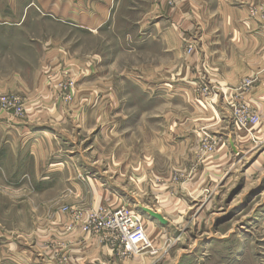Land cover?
Segmentation results:
<instances>
[{
    "label": "rangeland",
    "instance_id": "rangeland-1",
    "mask_svg": "<svg viewBox=\"0 0 264 264\" xmlns=\"http://www.w3.org/2000/svg\"><path fill=\"white\" fill-rule=\"evenodd\" d=\"M24 1L42 10L40 0ZM131 2L95 32L32 27L31 77L0 91V264H52L42 235L54 226L42 220L100 206L135 210L151 239L160 222L141 207L168 218L180 264H200L220 246L234 252L231 260L245 251L264 264V111L248 99L258 77L248 64L216 61L226 78L210 80V62L194 58L203 33L195 15L186 27L179 16L188 37L168 56ZM173 17L154 20L165 27ZM93 195L102 204L80 213L75 205Z\"/></svg>",
    "mask_w": 264,
    "mask_h": 264
},
{
    "label": "crops",
    "instance_id": "crops-1",
    "mask_svg": "<svg viewBox=\"0 0 264 264\" xmlns=\"http://www.w3.org/2000/svg\"><path fill=\"white\" fill-rule=\"evenodd\" d=\"M40 1L42 10L34 7L32 1L25 3L24 0H19L18 4L7 2L2 5L0 0V91L5 89V91L14 92L16 79L31 77L29 54L33 46L30 36L33 26L42 23L43 28L45 24L54 25L56 23L70 30L83 29L95 32L113 20L117 13L119 15L121 13L119 9L126 6L127 0ZM128 7L137 15L142 16L141 22L148 21L150 17L151 27H155L160 32L156 35L157 38L152 37L154 43L157 44L161 40L166 47L165 52L168 56L172 55V58H174L176 48L180 46V39L188 37L179 31L177 23L180 21L179 16H184L183 27H186L188 23L186 16L195 15L200 23L199 29L203 33L196 41L197 51L194 58L200 56L211 63H208L209 70L214 74H209L208 78L212 81L226 78L224 67L218 65L216 61L235 63L239 69L245 68L243 64H248L245 69L251 73V77L254 79L258 77V82L252 87L248 99L252 103L254 101L264 111V74L258 75L260 70L264 72V22L257 18L264 15V0H173V7L168 5L167 0H132ZM162 12L174 16L173 21L169 19L170 25L165 27L160 20H154ZM47 36L59 38L54 33ZM47 40L44 41L45 44ZM21 47H24V50H21ZM39 48H42L41 42ZM260 64L261 66H258ZM257 66L260 68L255 71ZM183 87L188 89L184 94L190 91L188 86ZM254 92L262 96L253 97ZM228 142L231 150L234 151L233 142L231 140ZM211 171L213 172V169ZM108 199L110 200L109 195H104V200ZM101 200V197L93 195L87 206L75 205V208L82 213L87 210L86 207L101 205ZM84 215L82 213L81 218L77 219L44 218L42 220L43 225L54 226L53 234L42 235V253L45 250V255L42 254V257L45 258V262L52 264H180L176 258L181 252L174 248L173 244L168 243L170 237L165 233L168 218H165V224H152L156 233L152 236L154 248L148 251L149 255L142 256L123 252L121 248L103 239L98 232L83 231L81 226L85 219ZM208 249L205 248V251ZM202 251L204 252V248ZM210 251L204 252V260L200 264L257 263L258 254L252 259L251 255L243 256L244 251L240 258L231 260L234 256L232 250L220 246L219 250L214 248ZM261 253L263 256L259 258L263 261L264 250ZM228 254H230V259ZM49 256H54V260L48 259Z\"/></svg>",
    "mask_w": 264,
    "mask_h": 264
},
{
    "label": "built area",
    "instance_id": "built-area-1",
    "mask_svg": "<svg viewBox=\"0 0 264 264\" xmlns=\"http://www.w3.org/2000/svg\"><path fill=\"white\" fill-rule=\"evenodd\" d=\"M72 218H81V215L75 213ZM81 227L85 232H98L103 239L123 252L137 254L153 248V240L146 233L143 219L127 206L112 209L100 206L90 210Z\"/></svg>",
    "mask_w": 264,
    "mask_h": 264
},
{
    "label": "water",
    "instance_id": "water-1",
    "mask_svg": "<svg viewBox=\"0 0 264 264\" xmlns=\"http://www.w3.org/2000/svg\"><path fill=\"white\" fill-rule=\"evenodd\" d=\"M141 210L143 212H145L146 214H148L150 217L158 220L161 224H165L166 223V219L159 213H157L156 211L148 208V207H141Z\"/></svg>",
    "mask_w": 264,
    "mask_h": 264
}]
</instances>
